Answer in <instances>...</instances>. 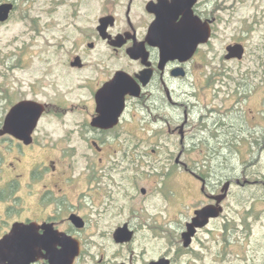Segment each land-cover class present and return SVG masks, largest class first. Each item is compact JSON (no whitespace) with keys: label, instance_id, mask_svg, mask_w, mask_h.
Returning <instances> with one entry per match:
<instances>
[{"label":"flooded vegetation","instance_id":"af4514ba","mask_svg":"<svg viewBox=\"0 0 264 264\" xmlns=\"http://www.w3.org/2000/svg\"><path fill=\"white\" fill-rule=\"evenodd\" d=\"M193 1L194 15L211 23L202 0ZM171 2L0 0L13 4L0 27L17 20L37 58L26 90L8 83L21 56L2 61L0 106L9 109L0 129L19 102L45 107L27 142L0 134V264H198L205 241L218 244V228L226 243L234 231L226 213L233 185L264 189V179L232 165L241 150L234 139L243 146L248 137L243 115L199 107L202 48L211 38L167 59L148 39ZM68 113L76 116L59 118ZM251 140L261 163V137ZM227 182L221 214L195 227L185 245L197 211L217 204ZM253 216L237 214L238 230ZM222 249L231 252L229 243ZM261 253L253 264H264V237Z\"/></svg>","mask_w":264,"mask_h":264},{"label":"rangeland","instance_id":"374dc122","mask_svg":"<svg viewBox=\"0 0 264 264\" xmlns=\"http://www.w3.org/2000/svg\"><path fill=\"white\" fill-rule=\"evenodd\" d=\"M202 2L200 9L206 18L211 20L212 37L208 45L202 48L199 107L201 109L214 107L218 112H226L227 115L223 117L227 119L233 117L235 120L243 115V124L248 137L246 136L243 146L242 141L236 139L233 141L234 145H240L241 149L240 152L233 150L234 172L239 175L245 173V177L252 181L264 179V0H202ZM237 41L246 46L243 59H226L227 45ZM29 44L25 29L17 20L0 27V86L5 83L2 75L5 66L2 61L6 59L7 54H13L12 56H21L22 62L10 74L9 86L18 90L20 86H23L21 90L27 89L29 77L35 74L37 65V58L30 55L34 50ZM16 57H11L8 62L12 64L17 60ZM22 81L24 83L21 85ZM8 109L0 106V120ZM257 112L261 113V119H252ZM73 116L76 115L59 114V118L67 122ZM53 124L58 126L59 122L53 121ZM260 137L263 146L261 163L257 144L251 140ZM74 160L76 165L84 164L82 158ZM261 197H264L262 185H233L228 200L230 208L226 211L235 217L234 231L230 232L228 242L231 252L226 253L222 249L225 245L227 247L228 243L225 242L226 234L218 228V239L222 240L223 246L218 241L217 245L213 242L212 247L210 242L205 241V247H201V258L197 260L198 264L260 262L261 238L264 237ZM237 214L254 216L243 222L238 230L241 222L236 217ZM203 237L208 235L204 233ZM189 258L192 261L196 260L194 253Z\"/></svg>","mask_w":264,"mask_h":264},{"label":"water","instance_id":"95a60500","mask_svg":"<svg viewBox=\"0 0 264 264\" xmlns=\"http://www.w3.org/2000/svg\"><path fill=\"white\" fill-rule=\"evenodd\" d=\"M193 0H172L167 6L166 13L158 15L155 27L149 34V41L157 44L161 49L164 58L180 57L184 54H192L199 44L207 43L212 35L211 23L204 21L194 15L192 6ZM13 8V4L0 5V21H5ZM178 15H182L179 22H176ZM226 59H243L246 47L243 43H231L226 47ZM45 107L43 104L22 101L15 104L7 115L0 134L10 133L25 140H30ZM227 182L222 193L217 196V204H211L197 211L193 222L189 224V231L184 233L185 245L191 242V236L195 227L205 225L210 217H217L222 212L221 201L225 198L229 188Z\"/></svg>","mask_w":264,"mask_h":264}]
</instances>
